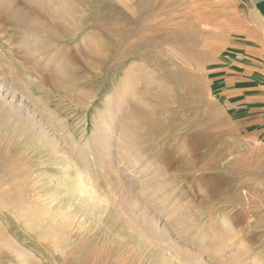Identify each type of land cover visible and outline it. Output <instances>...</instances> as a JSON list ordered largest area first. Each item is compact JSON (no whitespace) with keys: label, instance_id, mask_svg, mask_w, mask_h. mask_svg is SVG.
<instances>
[{"label":"rangeland","instance_id":"374dc122","mask_svg":"<svg viewBox=\"0 0 264 264\" xmlns=\"http://www.w3.org/2000/svg\"><path fill=\"white\" fill-rule=\"evenodd\" d=\"M11 3L0 264H264V143L207 74L235 0Z\"/></svg>","mask_w":264,"mask_h":264},{"label":"crops","instance_id":"0c3cea01","mask_svg":"<svg viewBox=\"0 0 264 264\" xmlns=\"http://www.w3.org/2000/svg\"><path fill=\"white\" fill-rule=\"evenodd\" d=\"M235 3L231 30L208 80L221 105L264 143V0Z\"/></svg>","mask_w":264,"mask_h":264},{"label":"bare ground","instance_id":"6f19581e","mask_svg":"<svg viewBox=\"0 0 264 264\" xmlns=\"http://www.w3.org/2000/svg\"><path fill=\"white\" fill-rule=\"evenodd\" d=\"M13 3H11V0H10V1H7V3H6L7 5H6L5 8L1 9V7H0V9H1L0 10V13H1V15H0V32H2V33H6V31L11 29V25L17 24L16 26H18V25L25 24L24 23L25 20L21 17V14L11 12L10 8H11V4L13 5ZM19 3H21V2H19V1L15 2V4H19ZM22 3L25 4L26 2L24 1ZM67 64H68V62H67ZM61 74H62V76H61L62 77V79H61L62 82L61 83L65 84L67 80L73 81L70 77L66 76L67 75V70L66 71L63 70Z\"/></svg>","mask_w":264,"mask_h":264}]
</instances>
